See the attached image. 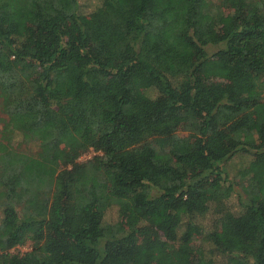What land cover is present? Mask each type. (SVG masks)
<instances>
[{
	"label": "trees",
	"instance_id": "1",
	"mask_svg": "<svg viewBox=\"0 0 264 264\" xmlns=\"http://www.w3.org/2000/svg\"><path fill=\"white\" fill-rule=\"evenodd\" d=\"M96 3L0 0V264H264V0Z\"/></svg>",
	"mask_w": 264,
	"mask_h": 264
},
{
	"label": "rangeland",
	"instance_id": "2",
	"mask_svg": "<svg viewBox=\"0 0 264 264\" xmlns=\"http://www.w3.org/2000/svg\"><path fill=\"white\" fill-rule=\"evenodd\" d=\"M80 2V7L83 12L89 13L96 7V0H79ZM216 46H209L207 50L212 53L217 50ZM180 135H183L184 133H179ZM21 150H24L26 152H29L31 154H34L37 149L35 145H21ZM92 156V155H91ZM251 157L248 155H243V154H237L234 157H232L229 161L224 163L222 165V168L224 169V177L227 178L228 182H231L234 187V193L233 196L230 198L228 204L229 206L233 209L236 210V203H237V198L239 195L242 194L241 192V187L244 185H252L256 183L257 181V176H255L253 173H247L245 172L242 174V170L248 165L250 162ZM241 172V173H240ZM264 182V178L261 179ZM117 221V216L116 212L114 209H111L107 212L105 216V222L108 224H113ZM207 221H205V224ZM153 246L150 248L151 253L156 257L155 260L151 264H177V257H179V252L181 253H186V248L187 246H180L177 247L176 250L178 252H173L168 250L169 244L166 243L164 240H156L153 244ZM29 247H22L16 250L17 252H25L28 250ZM163 253L166 255L169 254L171 257V261L167 262V260L163 259ZM215 264H224L223 260L221 258L216 259Z\"/></svg>",
	"mask_w": 264,
	"mask_h": 264
},
{
	"label": "built area",
	"instance_id": "3",
	"mask_svg": "<svg viewBox=\"0 0 264 264\" xmlns=\"http://www.w3.org/2000/svg\"><path fill=\"white\" fill-rule=\"evenodd\" d=\"M91 155H92V154H91ZM83 159H86V156L81 158V160H83Z\"/></svg>",
	"mask_w": 264,
	"mask_h": 264
}]
</instances>
